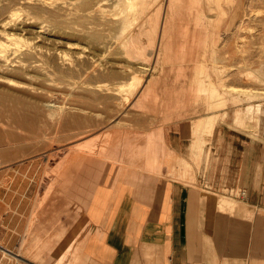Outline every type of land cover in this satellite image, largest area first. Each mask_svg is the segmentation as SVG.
Returning <instances> with one entry per match:
<instances>
[{
    "label": "crops",
    "instance_id": "0c3cea01",
    "mask_svg": "<svg viewBox=\"0 0 264 264\" xmlns=\"http://www.w3.org/2000/svg\"><path fill=\"white\" fill-rule=\"evenodd\" d=\"M153 117L115 130L81 176L68 163L49 192L6 191L0 264H59L70 249L76 264H264V140L237 145L221 127L206 144L202 119Z\"/></svg>",
    "mask_w": 264,
    "mask_h": 264
},
{
    "label": "rangeland",
    "instance_id": "374dc122",
    "mask_svg": "<svg viewBox=\"0 0 264 264\" xmlns=\"http://www.w3.org/2000/svg\"><path fill=\"white\" fill-rule=\"evenodd\" d=\"M236 6L237 4H222L228 19L231 21L234 18L231 29H220L218 40V59L219 62L222 60L219 66L223 68L226 65V71L222 74L225 79L223 86L218 85L213 62L209 58L205 62L206 69L212 73L214 84L220 90L227 89L226 95L232 97H227L228 101L223 107L215 108L217 113H226V117L225 120L222 116L219 117L212 132L207 130L205 134L202 133L207 136L203 141L206 144L210 141L209 135L215 134L221 127L229 128L226 130L235 135L234 144L237 145L245 138L264 140V122L261 124L262 128L258 123L257 128L250 129L242 127L233 119L234 110L245 107L248 102V96L244 93L257 92L258 87L264 88V79L257 81L249 78L248 74L245 75L250 71L256 73L254 67L257 68L264 62V23L253 17L256 12L250 11L248 4H240L237 13H234ZM253 8L262 9V4H253ZM208 13L212 22L218 19L217 10ZM249 15L252 16L250 20L247 19ZM148 24L145 26L148 27ZM198 24L193 14L188 12L183 18L171 21L172 26L170 25L162 42L166 50L163 54L167 58L163 59L164 64L160 61L158 68L154 69L151 66L155 53H152L151 48L155 45L154 40L157 39V44L160 41L153 33H148L149 36L147 33L140 34L141 36L138 34L143 38L138 39L146 43L143 44L146 45L145 50L144 46L137 47L140 50L138 53H144L139 54L142 58L136 57L134 62L130 61L132 67L128 64L113 69L107 64L92 67L93 64L106 62L104 52L95 48L88 37L74 30H55L50 35L51 40H39L43 52L36 54L37 66L30 68L28 74L17 73V77L25 82L27 88L35 85L36 89L27 95L23 92L26 90L24 87L5 84L0 86V214L6 191L16 195L27 192L31 196L38 192L41 187L39 183H42V191L49 192L51 179H61L68 163L72 172L75 171V176H81L78 165L91 155L103 154L113 135H117V129L129 127L130 123H139L142 119L144 123L147 119L151 121V115L156 119L162 115L164 123H171L172 128L178 127L182 121L186 122L188 128L190 122L193 126L198 119L211 115L214 110L208 109L203 100L204 95L200 94L197 101L195 94L199 83L194 81V74L196 76L197 46L201 38ZM57 53L64 54L67 58L65 63L59 55L55 57ZM57 60L60 61L59 64L61 61L62 63L57 65ZM131 74H138L142 79V83H138V87L132 92L133 96L129 91L121 94L116 89H104L106 86L102 84L82 82L83 77L99 82L107 79L111 87H117L116 82ZM235 86L237 93L246 97L242 98L240 104L232 101ZM145 93L146 97L142 98ZM115 94L120 95L117 98ZM255 101L259 102L260 98ZM47 102L64 107L63 114L51 115ZM260 102L264 104V98ZM194 136L197 137L198 134ZM188 168H191L189 164ZM12 210H15L14 206ZM15 250L26 254L24 249ZM66 251L59 255V264H76L80 261L77 249Z\"/></svg>",
    "mask_w": 264,
    "mask_h": 264
},
{
    "label": "bare ground",
    "instance_id": "6f19581e",
    "mask_svg": "<svg viewBox=\"0 0 264 264\" xmlns=\"http://www.w3.org/2000/svg\"><path fill=\"white\" fill-rule=\"evenodd\" d=\"M222 4H237L236 8L234 7V13H237L240 4H248L250 6L249 10L256 12L253 14V17L261 23H264V0H0V86L5 84L24 87L26 89L23 90L24 94L32 93L33 89H36L35 85L27 88L25 82L19 80L17 73L28 74L30 73V68L37 66L36 54L43 52V46L39 44V40H51L50 35L54 34L55 30L65 31L71 29L88 37L95 48L104 52V57L106 58V62H99L91 66L97 68L98 65L107 64L112 69L116 68V66L122 67L131 64L130 61L134 62L133 59L135 60L136 57L142 58L139 54L143 52L138 53L140 50L137 47H142L146 43L138 38H140V34L144 35V33H147L148 35V33H153L158 36L160 42L157 44V39L154 40L155 45L153 44L151 48V50L153 49L152 53H155L154 65L152 64L150 66L153 69L155 67L158 68L157 65L160 64V61L163 63V59L167 58L163 54L166 50H164L165 47L162 42L168 34L171 21L173 19L183 18L184 14L188 12L192 13L200 24H198V32L200 34L197 32V34L201 35V38L200 41L197 39L199 41V46L197 47L199 48L197 49L196 76L194 74V81L199 83L197 87L195 86L198 90L196 91L195 88V94H197L196 100L199 101L200 94L204 95L205 99L203 100L208 109L214 110L211 115L197 122L196 131L200 134L207 130L208 132H212L218 123L219 117L222 116L223 119L226 117V113H217L215 108L217 107L219 109L223 107L228 101L227 97L232 98L227 96V89L220 90L214 84L215 81H213L214 78L212 79V73L206 69L207 63H205L208 58L213 62L214 70H212L218 79V85L223 86L225 79L222 74L226 71V65L223 68L219 66L222 60L219 62L218 59V40L220 29H231L234 18L231 21L228 19V15L222 7ZM253 4H262V9L253 8ZM214 9L218 11V19L212 22L208 12ZM251 18L252 16L249 15L247 19L250 20ZM147 23H149L148 27L145 26ZM145 48L146 45L144 46V50ZM58 55L65 63L67 58L64 54L57 53L55 57H58ZM224 56L226 57V55ZM59 62L57 60V65L61 64ZM149 64H146V66H149ZM92 67L91 69H93ZM252 67L250 66V68ZM254 69L256 73L250 71L246 72L245 75L248 74L249 78L256 79L257 81L261 78L263 81L264 62L259 67H254ZM124 73L126 72L124 71ZM87 81L105 85L106 87L104 89L106 90H119L121 94L124 91H129V94L131 93L132 96V92H134L137 84L142 83L141 76L138 74H131L128 78H122L115 83L117 87H111L107 79L99 82L89 81L85 77L82 78V82L86 83ZM195 84L197 83L195 82ZM236 88L235 86L233 89L235 93L233 92L232 101L240 104L243 97L242 93H237L238 89ZM229 90L232 92L231 89ZM115 95L118 98L120 94ZM244 95L246 97L248 96L246 99L248 102L245 107H238L234 110L233 119L235 118V122L242 127L255 129L258 127V123H260V128H262L264 125V104L260 101L264 98V88L258 87L257 92L244 93ZM32 97L34 98V96ZM145 97L146 93L142 98ZM257 98H260L259 102L255 101V99L258 100ZM46 105L51 115L61 116L63 114L64 107L55 105L54 103L52 104L51 102H47ZM261 124H263L262 127ZM198 142L201 143V141ZM120 143L122 144L121 141ZM140 148L144 149L145 147L142 145ZM123 260H125L124 255Z\"/></svg>",
    "mask_w": 264,
    "mask_h": 264
}]
</instances>
